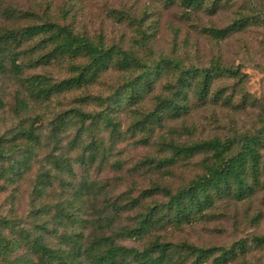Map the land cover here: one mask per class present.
<instances>
[{
  "label": "rangeland",
  "instance_id": "374dc122",
  "mask_svg": "<svg viewBox=\"0 0 264 264\" xmlns=\"http://www.w3.org/2000/svg\"><path fill=\"white\" fill-rule=\"evenodd\" d=\"M111 11L135 16L145 12L141 28L151 34L146 49L141 46L136 27L113 18ZM241 17L247 18L249 24L225 40L217 41L201 32L202 28H223ZM45 18L59 24L70 23L76 31L89 36L100 34L108 44L125 51L133 50L142 60L169 56L199 69L210 68L218 60L223 70L238 66L243 74L241 79H236L222 73L215 79L204 103L191 98L187 116L166 120L149 134L127 130L130 115L121 113V139L104 157L99 156L93 162L88 160L86 149L89 137L74 141L76 129L73 127L60 133L55 143H46L41 148L34 146L35 157L28 170L16 183L0 190V217L26 229H31L34 221L35 224L42 222L49 231L56 230V234L48 237L51 245H57L58 236L63 232H81L87 244L96 235L117 234L123 228H131L147 207L164 200L158 193L141 198L133 205L131 200H137L141 191L154 185L174 191L202 172V155L170 167L146 164L144 161L148 158L159 160L169 155L162 139L167 142L171 138L179 144L212 138L225 140L252 134L264 125V0H223V5L214 13L200 11L189 18L181 15L179 7L165 8L159 0H83L73 5L67 0H0V28L22 27ZM34 74L61 79L67 76V71L59 65L25 71V76ZM123 76L110 70L100 83L89 89L59 94L45 104L28 100L29 109L21 113L16 112L15 99L21 87L11 75L1 77L0 134L11 132L18 124L27 125L38 116L39 133L45 135L56 113L71 108L98 111L100 107L95 102L83 103L80 96L110 94ZM164 83V80L159 82L157 92ZM215 92L218 97H212ZM144 105L149 109L151 103L146 101ZM99 132L95 128L93 135L108 147L106 132ZM140 138L142 142L147 139L148 143L138 142ZM52 155L67 160L70 167L61 171L53 169L48 163ZM45 170H49L51 186L37 195V177ZM86 184L89 186L80 189ZM62 208L71 218L69 222L57 224L54 214ZM37 211L42 212L39 221L35 218ZM261 236H264V189L246 201L218 203L205 220L179 228L158 227L141 240L117 237V243L137 249L154 240L184 242L198 248H228L242 241L247 250L229 264H254L264 261V246L253 241ZM189 263L187 260L179 264Z\"/></svg>",
  "mask_w": 264,
  "mask_h": 264
},
{
  "label": "trees",
  "instance_id": "16d2710c",
  "mask_svg": "<svg viewBox=\"0 0 264 264\" xmlns=\"http://www.w3.org/2000/svg\"><path fill=\"white\" fill-rule=\"evenodd\" d=\"M67 1L73 5L83 0ZM159 1L165 8L179 7L186 18L200 11L214 13L223 5V0ZM111 13L113 18L136 27L137 36L142 39L141 46L146 49L151 34L141 28L145 12L141 16L121 11ZM248 24V19L241 17L223 28H202L201 32L222 41ZM51 65L63 66L67 76L61 79L42 74L25 76L27 69ZM110 70L124 75L110 94L80 96L83 103L95 102L100 107L98 111L71 108L56 113L49 121L45 135L39 133L38 116L27 125L18 124L11 132L0 134V190L16 183V179L28 170L35 157L34 146L41 148L46 143H55L59 134L70 127L76 129L74 141L89 137L86 149L88 160L93 162L99 156L104 157L106 151L121 139V113L130 115L127 130L149 134L166 120L187 116L191 98L204 103L215 79L222 73L236 79L243 77L238 66L223 70L218 60L213 61L210 68L203 69L185 66L182 61L169 56L142 60L133 50L125 51L115 44H108L100 34L89 36L86 32L76 31L70 23L59 24L51 18L17 28H0V78L11 75L21 87L22 91L15 96L18 113L29 109L28 100L45 104L59 94L89 89L100 83ZM163 80L162 90L157 92L156 87ZM218 96L215 92L212 97ZM146 101L151 103L149 109L145 108ZM95 128L106 132L108 147L93 135ZM142 139L138 142L148 143L147 139L144 142ZM162 140L169 155L159 160L148 158L144 161L146 164L170 167L202 155L203 170L174 191L158 185L141 191L137 200H131L133 205L141 198L158 193L164 200L147 207L133 227L123 228L117 234L96 235L87 244L81 232H63L55 246L49 244L48 237L51 233L56 234V230L49 231L42 222L35 224L34 221L33 227L26 229L0 217V264H179L187 260H190L189 264H229L238 259L247 250L242 241L228 248H198L184 242L172 244L154 240L137 249L122 246L117 239L141 240L158 227L179 228L205 220L218 203L246 201L263 190L264 125L252 134L225 140L212 138L190 144H179L171 138L167 142ZM48 163L59 171L70 167L67 160L57 155L48 158ZM49 176V170L38 175L37 195L51 186ZM63 210L54 214L53 220L57 224L69 222L71 218ZM41 213H35L36 220L39 221ZM253 241L264 246V236ZM254 264H264V261Z\"/></svg>",
  "mask_w": 264,
  "mask_h": 264
}]
</instances>
